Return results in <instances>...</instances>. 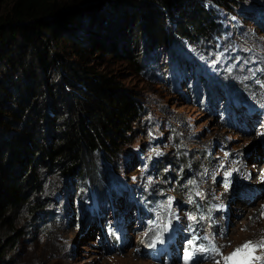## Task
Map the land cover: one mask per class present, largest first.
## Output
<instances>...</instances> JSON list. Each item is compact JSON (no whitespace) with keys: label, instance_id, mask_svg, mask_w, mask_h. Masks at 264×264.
Masks as SVG:
<instances>
[{"label":"rangeland","instance_id":"374dc122","mask_svg":"<svg viewBox=\"0 0 264 264\" xmlns=\"http://www.w3.org/2000/svg\"><path fill=\"white\" fill-rule=\"evenodd\" d=\"M200 1L215 9L219 30L196 45L181 44L185 53L178 52L190 63L177 58L175 66V54H166L143 74L124 61L105 63L143 106L130 141L113 159L93 162L82 179L43 173L41 193L15 214L22 236L7 262L185 264L187 248V264H225L249 228L263 222L258 135L227 125L220 108L223 87L264 102V0ZM12 2L0 0V8ZM102 230L105 244L97 238ZM257 257L252 264H264Z\"/></svg>","mask_w":264,"mask_h":264},{"label":"trees","instance_id":"16d2710c","mask_svg":"<svg viewBox=\"0 0 264 264\" xmlns=\"http://www.w3.org/2000/svg\"><path fill=\"white\" fill-rule=\"evenodd\" d=\"M206 5L13 0L0 8V264H10L7 254L22 236L15 214L41 193L43 173L82 179L93 162L113 159L130 141L143 106L105 63L124 61L136 74L166 54H175V66L177 58L190 63L181 44L219 30Z\"/></svg>","mask_w":264,"mask_h":264},{"label":"snow or ice","instance_id":"6c2138e0","mask_svg":"<svg viewBox=\"0 0 264 264\" xmlns=\"http://www.w3.org/2000/svg\"><path fill=\"white\" fill-rule=\"evenodd\" d=\"M262 179H264V176H262ZM264 207V206H262ZM261 216L264 217V211H262ZM189 219H194V217H189ZM167 228V225H165V229ZM159 239V234H158ZM203 239L207 240L209 237L205 236ZM195 240L196 237H193L192 240H190L189 246L195 248ZM257 247H264V242H261L259 245H253L251 241H248L244 243L241 247L235 249L231 254H229L227 257H224L225 264H252V261L255 259H259L258 257H255L253 253L256 251ZM199 251H205V247L201 246ZM212 250L215 251L216 248L213 245ZM192 258V252H190L187 248L185 249V264H187V261ZM216 264H220L219 261L216 262Z\"/></svg>","mask_w":264,"mask_h":264},{"label":"bare ground","instance_id":"6f19581e","mask_svg":"<svg viewBox=\"0 0 264 264\" xmlns=\"http://www.w3.org/2000/svg\"><path fill=\"white\" fill-rule=\"evenodd\" d=\"M256 201L258 200L256 199L255 202ZM262 211H264V207L262 208ZM248 241H251L253 245H259L261 242H264V217L263 222H260L256 227L249 228V231L244 237L242 243H246ZM253 255L255 257H257L258 255L261 258L264 257V247H257Z\"/></svg>","mask_w":264,"mask_h":264}]
</instances>
